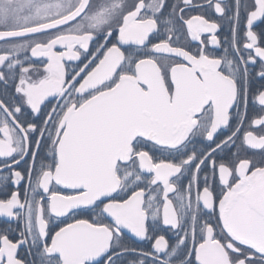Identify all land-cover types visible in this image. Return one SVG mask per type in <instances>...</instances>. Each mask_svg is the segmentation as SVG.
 <instances>
[{
    "label": "snow or ice",
    "instance_id": "snow-or-ice-1",
    "mask_svg": "<svg viewBox=\"0 0 264 264\" xmlns=\"http://www.w3.org/2000/svg\"><path fill=\"white\" fill-rule=\"evenodd\" d=\"M0 264H264V0H0Z\"/></svg>",
    "mask_w": 264,
    "mask_h": 264
}]
</instances>
